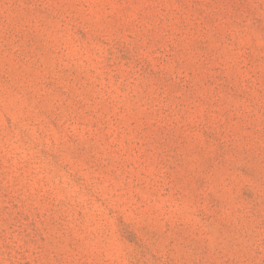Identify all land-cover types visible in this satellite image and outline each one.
Segmentation results:
<instances>
[{
    "label": "rangeland",
    "instance_id": "obj_1",
    "mask_svg": "<svg viewBox=\"0 0 264 264\" xmlns=\"http://www.w3.org/2000/svg\"><path fill=\"white\" fill-rule=\"evenodd\" d=\"M0 264H264V0H0Z\"/></svg>",
    "mask_w": 264,
    "mask_h": 264
}]
</instances>
